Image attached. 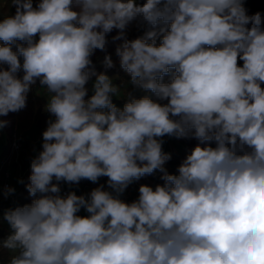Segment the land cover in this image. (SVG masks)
<instances>
[{"label":"clouds","instance_id":"clouds-1","mask_svg":"<svg viewBox=\"0 0 264 264\" xmlns=\"http://www.w3.org/2000/svg\"><path fill=\"white\" fill-rule=\"evenodd\" d=\"M5 6L15 13L0 14V117L24 109L37 81L54 117L31 161V203L3 212L6 264H264V14L249 15L244 0ZM133 22L147 30L129 39ZM114 30L120 68L151 96L96 72L92 57ZM101 63L115 66L109 54ZM165 136L198 141L177 174L165 168ZM155 171L163 184L120 198ZM101 177L110 190L60 194V182Z\"/></svg>","mask_w":264,"mask_h":264},{"label":"rangeland","instance_id":"rangeland-1","mask_svg":"<svg viewBox=\"0 0 264 264\" xmlns=\"http://www.w3.org/2000/svg\"><path fill=\"white\" fill-rule=\"evenodd\" d=\"M2 2H3V0H0V3H2ZM32 2H33V6L35 7L40 2V0H32ZM8 3L10 5V0H8ZM14 13H15L14 7L5 6L3 8H0V14L11 15ZM0 17L3 18L2 15H0ZM126 34H127V37L129 39H132L133 37H135L137 35V25L135 22H133L132 24H130L128 26V28L126 29ZM37 39H38V37H37ZM102 52L103 51L97 50L95 52V54L93 55L92 60L96 61L97 59H99L102 55ZM111 57H112L114 62L116 60H118V58L115 56V51L113 52ZM3 67L6 68L7 65H4ZM18 75L21 76V73H18ZM108 76L112 79L113 84L117 85L122 92H126V93L130 92L133 94L141 93V94H145V95H149V96L152 95L150 92L145 93L142 90L136 89L131 84V77L129 74H126L123 76L113 74V75H108ZM164 79H165V82L168 81V78H164ZM93 81L94 80L91 81V85H90V89H89V93H91V95H92V83H93ZM29 97H33L34 99L38 100L39 102H43L45 104L47 103V96L45 95L44 91L42 90V86L40 85L39 81H37L36 84L32 85L31 94H30V96L29 95L27 96V99H29ZM153 98H155V97H153ZM112 99H113V102L117 105V107H120V108H122L124 103L127 102L126 96H121L119 98H117L116 96H113ZM42 109L44 111H46L45 107H43ZM21 111L22 110H20L19 112H16L15 114L20 115ZM0 120H1V117H0ZM17 127H18V122L16 121L15 129H14L13 133H11V134H9V132H7L5 128L0 129V140L4 141V144H2V147L6 150L5 156H8L10 158H12V155L10 152L9 145H10L12 135H14V133L17 131ZM17 137H18V135H17ZM163 140H164V144L162 146L163 150L171 155V159L166 162L165 168L167 169V171L170 174H177V168L181 164L182 161H180L179 158L175 157V155L184 149L185 143L189 139H185V138L177 139L175 137L165 136L163 138ZM2 159H3V157H1V160ZM1 160H0V165H1ZM13 165L14 164L11 162L10 167H12ZM30 169H31V165L26 167L25 169H23L21 175H23V173L25 172L24 176H23L24 183L18 191L13 192L9 196H5L4 192L1 190L2 188L0 186V233H5L7 236L10 234V228H9V225L7 224V222L2 220L3 212L8 208H14L16 206H23L24 204H29V203H31V200L33 199V197H31L29 195L27 188H26V185L29 183V177H30L29 170ZM6 170H7V165L0 166V172L4 173ZM7 171L10 173L9 170H7ZM155 172L161 173L159 171H155ZM0 177H1V173H0Z\"/></svg>","mask_w":264,"mask_h":264},{"label":"crops","instance_id":"crops-1","mask_svg":"<svg viewBox=\"0 0 264 264\" xmlns=\"http://www.w3.org/2000/svg\"><path fill=\"white\" fill-rule=\"evenodd\" d=\"M41 113L45 116V120L43 121V130L41 132L37 131L36 127L34 126V122H32L26 129H20L19 127H17V131L14 134L18 135V138H20L21 143H22V149L18 153H11L12 158L5 156L6 150L2 147V144H4V141L0 140V143H1L0 144V160H1V157H3L1 162L4 159L8 160L9 162L7 164V170L10 171V182H11L12 188L14 189V192L18 191L24 183V180L21 177L23 169L30 166L31 161L35 159L39 155V153L43 150L42 134L47 129V126H48L47 122L50 119H54V117H52L48 111H44L42 109ZM11 162L14 164L12 167H10ZM161 174L162 173L154 172L151 175H146L142 177L138 181H134L121 194L120 198L124 200L125 202L131 203L132 201L138 198L139 196L138 189L141 184H147L154 188L158 184L154 181V177L159 176ZM107 179H108L107 177H101L96 183L90 182L86 179L81 180L79 184H69L66 182H60V186L65 188L68 193L75 192L77 195L87 196L91 192L92 189L100 185H104L105 190H110L108 189V186H107ZM78 214L82 216L88 215V213L84 209H81Z\"/></svg>","mask_w":264,"mask_h":264},{"label":"trees","instance_id":"trees-1","mask_svg":"<svg viewBox=\"0 0 264 264\" xmlns=\"http://www.w3.org/2000/svg\"><path fill=\"white\" fill-rule=\"evenodd\" d=\"M143 2H144V0H137V3H143ZM244 6L247 9V12L249 15L255 14L256 12H261L262 14H264V0H244ZM0 19H2V17H0ZM146 30H147V26H145L144 28H138L137 27V35L135 37H133L132 39H135L139 36L144 35V32ZM114 35H117L116 30H114L111 34H109V37H108L109 44L107 46L106 52H102L101 57L99 59H97L96 61H93V64L95 65V70L97 73H105L107 75L116 74L119 76H123V75H126L127 73L124 72V70L120 68L118 60H116L114 62L115 66L111 69H105L103 67V65L101 64V61L104 59V56L106 54L112 55L113 52L115 51L116 45L118 43H120V41L113 42L111 40V37ZM0 43H2V42H0ZM14 50H15V48H14ZM240 63L242 64V62H240ZM22 75H23V73L21 72V76ZM165 78L169 79L168 76H165ZM94 79H95V77L92 78V80H94ZM92 80H90L88 85H87L88 89H90V85H91ZM30 94H31V90L28 93V95L30 96ZM133 95L136 98H140V97L144 96L145 94L137 93V94H133ZM90 96H91V93H88V97H90ZM88 97H86V98H88ZM45 105H46L45 103L39 102L38 100L34 99L33 97H29V99H27V102H26V107L24 109H22L20 115H16L15 113H9L7 116L1 117V120L9 121L8 125L4 128L6 129L7 132H9V134H11V133H13V131L15 129L16 121L18 122V127L20 129H26L32 122H34V126L36 127L37 131L41 132L43 130V121L45 120V116L41 113V110L43 107H45ZM197 143H198L197 140L189 139L188 141H186L184 149L181 152L177 153L175 155V157L179 158L180 161H183V159H185L186 156L188 154H190L192 148H194ZM29 172L31 175V169L29 170ZM161 176H162V174L154 177V181L158 184H163L164 181L161 179ZM6 236L7 235L5 233H0V241L5 239ZM9 257H10V253H8L7 251H4L2 254H0V258H2L4 264H6Z\"/></svg>","mask_w":264,"mask_h":264},{"label":"built area","instance_id":"built-area-1","mask_svg":"<svg viewBox=\"0 0 264 264\" xmlns=\"http://www.w3.org/2000/svg\"><path fill=\"white\" fill-rule=\"evenodd\" d=\"M9 148H10V152L11 153H18L21 151L22 149V143H21V140L20 138L17 137V135H12V138H11V141H10V145H9ZM9 162L8 160H3L1 162V165L0 166H3V165H7ZM1 173V177H0V186H1V190L3 192H5V190L9 187L12 188V185H11V182H10V173L6 170L4 173L0 172ZM25 173V172H24ZM24 173L23 175H21V177L23 178L24 176ZM61 188V195L62 196H66L68 194L67 190L65 188H63L62 186H60ZM10 195V194H9ZM8 195V196H9Z\"/></svg>","mask_w":264,"mask_h":264}]
</instances>
